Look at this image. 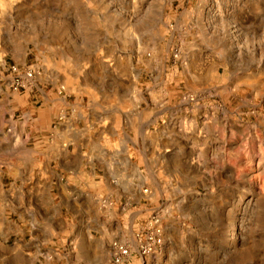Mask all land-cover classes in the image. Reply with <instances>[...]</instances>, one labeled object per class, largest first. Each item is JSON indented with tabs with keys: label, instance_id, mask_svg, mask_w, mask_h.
<instances>
[{
	"label": "rangeland",
	"instance_id": "374dc122",
	"mask_svg": "<svg viewBox=\"0 0 264 264\" xmlns=\"http://www.w3.org/2000/svg\"><path fill=\"white\" fill-rule=\"evenodd\" d=\"M0 264H264V0H0Z\"/></svg>",
	"mask_w": 264,
	"mask_h": 264
},
{
	"label": "crops",
	"instance_id": "0c3cea01",
	"mask_svg": "<svg viewBox=\"0 0 264 264\" xmlns=\"http://www.w3.org/2000/svg\"><path fill=\"white\" fill-rule=\"evenodd\" d=\"M50 122L53 120V115L55 112V104L52 100H50ZM96 110V109H95ZM90 111L91 117L90 121L92 122V126L88 132L78 130L76 128V131L78 132V135L70 136L68 134L66 129H60L59 134H55L54 132L50 134V141H53V144H55V141H105V137L107 136L109 139L111 137H115L116 129L113 127H110L108 129L102 128L104 123L108 121H114V119L110 118L108 116V113L104 112L103 109L98 108V111ZM145 126V125H144ZM74 133V131H73ZM106 135V136H105ZM79 155H69L68 153L64 151L56 152L55 148H53V145H50V176L53 177L54 172L56 169L63 168L64 170H70L76 172L78 169L81 168V163L78 160ZM55 164H57L55 166ZM54 203V197L50 193V215L52 213L51 206Z\"/></svg>",
	"mask_w": 264,
	"mask_h": 264
},
{
	"label": "bare ground",
	"instance_id": "6f19581e",
	"mask_svg": "<svg viewBox=\"0 0 264 264\" xmlns=\"http://www.w3.org/2000/svg\"><path fill=\"white\" fill-rule=\"evenodd\" d=\"M248 187H249V191L255 193L257 197H262L261 193L258 191V186L256 183H250L248 184ZM252 198L253 197H249L245 202L242 203L244 208L250 204ZM243 221L244 220H242V218L239 216L232 217V215H229L228 217H226L224 221L216 222L215 224V230L217 232L216 235L219 238L218 240H220L221 242L220 250L223 255H228V256L236 255L239 251H241L242 247L246 244L243 237H241V235L243 234L240 233L242 228L245 227L243 226ZM228 231H229V236L226 237ZM217 237L215 239H217Z\"/></svg>",
	"mask_w": 264,
	"mask_h": 264
},
{
	"label": "built area",
	"instance_id": "2783aa9c",
	"mask_svg": "<svg viewBox=\"0 0 264 264\" xmlns=\"http://www.w3.org/2000/svg\"><path fill=\"white\" fill-rule=\"evenodd\" d=\"M12 72L13 73H17L18 75H22V77L23 78H31V74L30 73H28V74H24L23 72H21L19 69L17 70L16 68H12ZM21 73V74H20ZM159 243V241H157L154 237H152V238H150V243L151 244H156V243ZM149 250L150 249H147V248H144V247H142V252L143 253H148L149 252ZM127 252H126V250L125 249H123V248H119V254L122 256V255H125Z\"/></svg>",
	"mask_w": 264,
	"mask_h": 264
}]
</instances>
